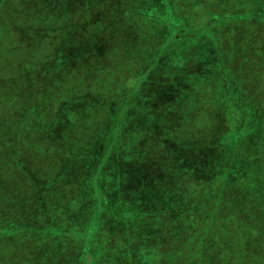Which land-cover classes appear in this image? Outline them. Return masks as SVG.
Returning a JSON list of instances; mask_svg holds the SVG:
<instances>
[{"label":"trees","instance_id":"obj_1","mask_svg":"<svg viewBox=\"0 0 264 264\" xmlns=\"http://www.w3.org/2000/svg\"><path fill=\"white\" fill-rule=\"evenodd\" d=\"M32 1L34 63L0 67V264H264V0Z\"/></svg>","mask_w":264,"mask_h":264},{"label":"rangeland","instance_id":"obj_2","mask_svg":"<svg viewBox=\"0 0 264 264\" xmlns=\"http://www.w3.org/2000/svg\"><path fill=\"white\" fill-rule=\"evenodd\" d=\"M1 1L2 0H0V2ZM2 3L4 5L1 8V12H0V17H1V19H0V63H4L5 65L0 66V67L3 69L5 75H10V74H13L14 71L10 69V67H9V65H7V63L8 64H12L14 62L16 63L17 60H21L22 58H24V56L26 54H28L26 52H29V54H30V57H28L26 59V61H31L32 63H34V54L36 51H38V50L34 49V14H36L37 12H42L45 15V14H47V9L42 8L41 6L37 5L36 8L41 7L42 10L41 11H34V2L32 0H30V3H27V6L24 5L23 1L19 2L17 0H7L6 2H2ZM18 10L22 11L26 14L24 20L22 19V17L17 15ZM82 14H83V11L81 12L79 10V12H77L74 16L79 17ZM159 16L160 15L157 13V17H159ZM13 21L16 24L13 23ZM62 22H63V20H62ZM12 24H15L16 28H18V29H21L22 27L25 28L26 26H28V27L31 26L30 29H25L29 33V36H27L29 38V41L22 39L20 37V32L19 33L17 32L18 33L17 34L15 31H12V29H10V26ZM11 34H13V35H11ZM64 38H65V36L63 34H60L58 39H64ZM25 41H27L28 43H26ZM13 45H15L14 50L11 48ZM58 46H59V44H58ZM62 46L63 45L61 44L60 48ZM42 48L43 47H41V49ZM227 57H228V55H227ZM33 66L34 65L28 66L25 64V66L23 67L24 69L20 66L21 69H19V70L24 71L22 74V77L27 75V77L32 80L31 72H26V69H30ZM225 72H226L227 77H234L237 75V69L236 68H234V69L228 68ZM223 76H225L224 73H223ZM128 81L130 82L129 79H128ZM28 82H30V81H28ZM251 95L253 97H255V99L258 100L257 102H259L260 104H262L264 102V98L261 97L262 95L260 96L259 93L254 92ZM29 98L31 99L30 100L31 103L34 102V100H32V99H34V95L29 96ZM11 103H13V102L11 101L8 104H11ZM11 108H12V106H6L5 111L10 112ZM259 109H260V111H262V105H259ZM20 111H27L28 112V109L25 106H19V112ZM9 118H11L10 115H9ZM114 120H115V118H114ZM116 127L118 128L119 125H117ZM51 131H53L51 128L48 129L49 133H52ZM164 131H166L165 128H164ZM32 133H33V137H34V129L32 130ZM110 133L112 134L113 132L110 131ZM110 133L106 136L107 139L109 138ZM43 137H44V139H46L45 136H43ZM188 137H191V135H186V133H184L183 140L188 138ZM107 139H105V140H107ZM36 144H37L36 149L43 150V147L45 144H44L42 137H39ZM180 145H182V144H179L178 148L180 147ZM121 150H122L121 158L122 159L129 158V160H130V162H123L124 165H127V168H130V167L131 168H130L129 174L117 176L116 177L117 182H119L120 184L124 183L125 184L124 186H126V185L130 186L131 184H134L135 182L138 183L140 181L139 176L144 175L143 171H144L146 165L149 163L150 160H148V161L144 160L145 161L144 162V161H140L137 158L134 159L135 154L133 152V147L130 145L123 146V148ZM187 150H188V147L185 149V151H187ZM146 157H148V156L146 155L143 158H146ZM139 169H142V172H140ZM118 170H119V168H118ZM133 170H135V171H133ZM136 170H139V171H136ZM170 172L171 173H169V174L167 173L166 175H164V178L162 177V175H156V176H154L153 180H155V178H159L163 182L171 184L172 185L171 189H174V191L172 193H175V188H177L176 185L178 184V187L181 188L182 184L176 182V179L178 176L176 174V172H174V171H170ZM162 173H165V169L163 167H162ZM145 179L150 180L151 178L148 176V177H145ZM179 181H180V176H179L178 182ZM102 182H105V181H102ZM172 182H176V184H174V183L172 184ZM186 188L188 189V191L190 193H192V192L200 193V190H201L199 187H196L195 189H193L192 185H189ZM212 188H213V186H212ZM224 188H230V187H224ZM213 189L216 190V188H213ZM216 229H217V226H214L212 228V230L214 232H216ZM234 251H235V249H234V247H232L231 249L226 250L225 254L230 256V257L231 256L236 257V256H239L240 254H242V253H239V251H238V253H234Z\"/></svg>","mask_w":264,"mask_h":264}]
</instances>
